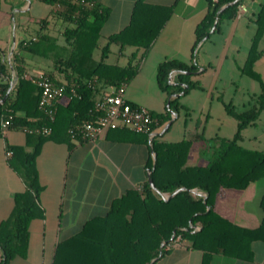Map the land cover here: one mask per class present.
<instances>
[{"label":"trees","instance_id":"obj_1","mask_svg":"<svg viewBox=\"0 0 264 264\" xmlns=\"http://www.w3.org/2000/svg\"><path fill=\"white\" fill-rule=\"evenodd\" d=\"M45 1L65 4L62 17L72 23L62 31L65 44L60 46L42 34L38 39L26 41L23 48L52 60L53 69L59 77L52 70L42 73L61 86L63 93L71 98L65 106L57 104L58 98L54 101V119L50 120L38 106L39 89L22 74L19 65L14 89L7 93V86L2 85L4 95H7L0 103V121L11 116L8 127L25 129L28 136H33V146L30 150H25L24 146L9 147L12 151L9 165L20 175L25 188L14 195L10 215L0 222V264H8L16 255H26L29 223L43 215L37 202L42 185L35 167L41 143L46 139H65L71 136V127L97 117L99 111L95 107L94 96L100 88L99 84L109 86L113 91L133 78L172 9L151 7L137 0L130 23L107 36L100 58L95 60L93 50L98 45L107 10L99 9L98 3L88 8L73 0ZM233 1L218 0L214 6L209 5L207 13L195 26L192 58L198 42L204 37L208 39L222 20L236 17L242 0ZM253 21L255 31L241 71L260 83L261 92L256 103L246 110L237 112L228 104L224 105L226 112L237 120L232 138L214 147V154L206 165H188L191 144L195 139H204L202 134L172 142L152 136L150 144L154 157H149L147 167L159 192L145 181L140 190L130 189L112 200L104 216L91 218L78 233L58 243L52 264H154L175 242L189 249L201 250L204 253L203 264H208L214 252L247 262L252 260V242L264 240V216L257 227L247 228L220 215L214 206L222 188L243 189L264 173V150L246 148L239 143L241 131L254 124L264 110V83L254 70L255 62L264 54V50L259 48L264 35V0L260 2ZM111 43L118 44L120 51L127 45H133L143 47V52L139 56L135 53L128 55L124 65L107 63L105 58ZM198 68L193 59L190 63L178 59L162 60L156 67V83L167 95L181 91L186 93L193 86L188 83L189 75ZM173 70L177 73L170 82L169 74ZM184 83L188 86L183 87ZM175 100L176 97L169 99V112H152L157 117L152 129L171 119L169 113L177 111V105L171 109ZM41 127L49 128V132H29ZM59 135L63 136L60 138ZM181 187L185 189L168 199L160 194H172ZM194 188L204 193L205 197L193 194L190 190ZM260 206L264 211V192ZM162 242L164 245L161 247Z\"/></svg>","mask_w":264,"mask_h":264},{"label":"crops","instance_id":"obj_2","mask_svg":"<svg viewBox=\"0 0 264 264\" xmlns=\"http://www.w3.org/2000/svg\"><path fill=\"white\" fill-rule=\"evenodd\" d=\"M142 1L151 7L172 9L140 61L137 73L125 85L124 95L134 105L144 106L151 112L164 113L159 106L144 98L143 91L139 94L127 92V85L138 78L143 79L144 87L154 82L157 85L156 67L162 60L178 59L186 63L192 61L195 26L207 13L209 2L208 0L204 3L201 0ZM258 1L260 4L261 0ZM136 2L137 0H97L98 8L106 9L108 12L101 25L98 42L102 36H105L107 41V36L119 32L130 23ZM56 3L60 5L57 7ZM56 3H48L45 0H0V83L7 86V93L11 92L17 83L18 65L25 77L51 70L55 72L50 58L31 53L25 50L23 45L26 41L38 39L42 34L53 39L60 46L65 44L62 31L65 27L72 26V23L62 17L65 4L62 5L59 1ZM241 4L246 10L240 16L222 20L219 28L208 39L215 32L224 33L222 27L229 25L230 20L233 22L247 17L249 8L244 0ZM248 19L253 20L249 17ZM235 24H237L236 30L244 26L238 22ZM246 28L248 29L249 26L247 25ZM225 40H228V36ZM262 40L264 35L260 42ZM111 44L117 46V55H125L124 50L127 47H131L130 54L135 53L136 56L143 52V47L127 45L120 51L118 44ZM259 48L264 50L260 43ZM197 65L199 66L198 63ZM211 66L213 67V64ZM198 69L195 74L205 70L204 67ZM175 75L176 73L169 79L170 82H173ZM56 76L59 77L58 74ZM99 87L94 96L95 101L112 91L109 86L99 84ZM172 97L175 96L171 95L170 98ZM70 98L69 94L63 93L58 98L57 104L65 106ZM172 117L163 123L165 126L168 125L164 126L163 130H160L159 126L154 128L152 136L163 140L162 134L178 118V114L172 113ZM1 123L2 120L0 121V222L10 215L14 205V195L25 188L20 175L9 165L8 159L12 154L9 147L24 146L25 150H30L33 146V136H28L25 129L8 126L3 128ZM196 126L197 129L199 124ZM197 134L199 133H194L193 137ZM59 136L61 138L63 135ZM151 137L146 133L118 127L106 130L94 141L72 136L59 140H44L35 157L38 181L42 185L37 202L43 210V215L33 218L29 223L26 255L24 257L16 255L8 264H52L59 242L78 233L91 218L104 216L115 198L130 189L140 190L144 182L148 181V174L151 172L147 167L149 157L152 156ZM202 141L203 139L193 140L187 157L188 165H206L213 156L214 146L204 145ZM252 149L264 150V146ZM8 151H11V154H8ZM263 192L264 173L250 181L243 189L222 188L216 197L214 208L220 215L237 225L255 228L264 216L260 206ZM251 247L253 251L251 261L214 252L210 255L208 264H264V240L252 242ZM1 259L0 249V261ZM203 262L204 253L201 250L189 249L175 242L154 264H203Z\"/></svg>","mask_w":264,"mask_h":264},{"label":"rangeland","instance_id":"obj_3","mask_svg":"<svg viewBox=\"0 0 264 264\" xmlns=\"http://www.w3.org/2000/svg\"><path fill=\"white\" fill-rule=\"evenodd\" d=\"M201 2L204 3L205 0ZM244 2L249 8L247 17L233 22L230 20L229 25L222 27L224 33L215 32L209 39L196 44L193 62L198 63L199 68L204 67L205 70L195 74L198 69L189 75L188 83L193 86L186 93L176 96V100L171 103L172 110L177 105V111L173 112L178 114V118L162 134L163 140L187 139L198 132L204 137L202 144L218 147L224 140L232 138L237 128V120L226 112L224 105L228 104L240 112L256 103L257 96L261 92L260 83L243 73L241 67L255 31L254 21H250L248 17L255 18L259 1L244 0ZM237 22L244 24L242 29L236 30ZM246 24L249 26L248 29ZM227 36L228 40H225ZM98 43L99 46L93 51L95 59L100 58V46L106 43L105 36H102ZM260 46L264 47V40L260 42ZM110 48L105 58L107 62L127 63V55L130 54L131 47L124 50L125 55H117L115 44H111ZM254 70L260 74L264 83V54L255 62ZM142 80V78L134 79L127 85V92L139 94L143 91L145 99L159 106L162 111L169 112L168 101L171 95L159 89L155 82L144 87ZM185 84L187 83L183 85ZM169 114L172 117V112ZM256 122L254 125H247L241 131L242 138L239 143L246 148L264 146V111ZM198 124L199 127L196 129ZM164 126L165 124L160 125V130H163Z\"/></svg>","mask_w":264,"mask_h":264},{"label":"built area","instance_id":"obj_4","mask_svg":"<svg viewBox=\"0 0 264 264\" xmlns=\"http://www.w3.org/2000/svg\"><path fill=\"white\" fill-rule=\"evenodd\" d=\"M80 3L83 7H93L97 0H73ZM210 6H214L218 0H208ZM60 4L56 3L58 7ZM246 10L243 4L237 7V15L240 16ZM29 79L39 89L38 106L43 109L50 120L54 119L55 107L54 101L63 94V88L56 85L46 74L39 73L30 76ZM125 85L108 94L103 95L95 101V107L99 114L93 121H87L80 125L71 127L69 133L72 137L82 140H96L102 133L108 129L118 127H127L136 132H142L152 136V124L157 122V117L144 106L134 105L126 99ZM4 96V89L0 83V103ZM11 116L2 121L1 126L7 127ZM48 133L49 128L41 127L29 130V132ZM11 154V151H8Z\"/></svg>","mask_w":264,"mask_h":264},{"label":"water","instance_id":"obj_5","mask_svg":"<svg viewBox=\"0 0 264 264\" xmlns=\"http://www.w3.org/2000/svg\"><path fill=\"white\" fill-rule=\"evenodd\" d=\"M236 1H237V0H234L233 2H236ZM233 2H231V3H233ZM229 4H230V3H229ZM229 4H226V5H229ZM216 20H217V18H216ZM216 20H215V22H216ZM215 22H214V24H213V27H212L211 31L213 30V28H214V26H215ZM205 38H206V37H204L201 41L205 40ZM201 41H200V42H201ZM175 73H177L176 70L171 71L170 74H169V79H170ZM187 86H188V84H185V85H184V87H187ZM182 93H183V91H181V92H179V93H175V94H173V95L176 97V96H178V95H180V94H182ZM5 98H6V95L2 98V101H4ZM168 104H169V102H168ZM172 113L175 115L174 112H172ZM167 126H168V125H167ZM167 126H165V127H167ZM152 155H153V157H154V153H153V152H152ZM148 182H149V185L153 188V190L159 192V191L155 188V186H154V184H153V182H152V179H151V177H150V174H148ZM184 189H185L184 187H181V188L175 190L172 194H166V193H160V194L162 195V197H163L164 199H168L169 197L173 196V195L176 194L177 192H179V191H181V190H184ZM190 191H191L193 194H198V195H201V196L205 197V194L202 193V192H200V191H198V189H196V188L191 189ZM163 245H164V242L161 243V247H162ZM159 254H161V251H160ZM152 261H153V260H152Z\"/></svg>","mask_w":264,"mask_h":264}]
</instances>
